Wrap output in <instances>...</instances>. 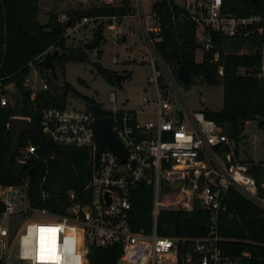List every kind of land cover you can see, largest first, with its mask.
<instances>
[{
	"label": "built area",
	"instance_id": "2783aa9c",
	"mask_svg": "<svg viewBox=\"0 0 264 264\" xmlns=\"http://www.w3.org/2000/svg\"><path fill=\"white\" fill-rule=\"evenodd\" d=\"M222 3L223 0H184L182 3L197 23L196 36L201 49L206 51L214 47L209 29L227 35L237 32L261 35V63L256 76L264 81V12L239 15L224 10ZM135 4L152 70L149 84L153 97L143 96L140 107L144 111L147 106H153L155 118L141 122L131 110H110L111 114L107 116L111 118L114 135L127 152L126 160L121 164L119 156L110 148L97 152L93 123L98 116L93 110L68 106L42 110L34 133L39 132L48 143L56 146L86 149L88 177L79 194L73 189L67 191L63 215L31 205L29 178L17 185L0 184L1 219L35 214L26 219L17 232L15 257L19 261L26 264H87L89 245L93 242L99 246L118 244L121 247L119 264H241L243 259L251 258L250 252L240 256L224 252L221 242L228 239L219 234L218 216L226 210L224 198L229 188L264 211V180L259 184L251 172V167L259 165L264 173V162L239 158L238 147L246 152L240 141L248 144L250 150L255 136L247 138L241 132L235 142L202 110L187 108L173 67L162 58L154 43L159 38L157 16L154 11L145 9L143 0H135ZM96 17L83 16L68 27L75 28ZM118 17V14L108 15L112 19L109 27L115 35L121 32L117 26ZM213 59H218V51ZM222 71L220 65L218 72ZM40 80L41 89H47V79L40 77ZM24 84L33 98L35 85L30 84L28 76ZM9 87L11 85L4 87L5 92L0 88V119L1 110L12 106L8 98ZM175 94L180 97L182 107H173ZM114 98L111 93V100ZM26 118L30 120V117ZM1 136L0 122V144ZM32 157L40 158L41 155L38 146L28 142L19 146V156L14 158L23 164ZM121 165L124 170L119 169ZM161 182L170 189L167 194L170 193L172 200L167 203L162 200ZM175 183H178L177 188H174ZM141 184L150 186L153 191L150 232L135 231L128 222L131 192ZM47 194L43 189L42 196ZM195 206L209 214L202 236L185 238L157 232V217L161 210H192ZM41 228L56 230L46 232L45 236L49 248L54 237L55 255L59 259L39 258ZM8 233L9 228L0 224L3 246V238ZM258 244L264 246V242ZM256 259L264 264V255Z\"/></svg>",
	"mask_w": 264,
	"mask_h": 264
},
{
	"label": "trees",
	"instance_id": "16d2710c",
	"mask_svg": "<svg viewBox=\"0 0 264 264\" xmlns=\"http://www.w3.org/2000/svg\"><path fill=\"white\" fill-rule=\"evenodd\" d=\"M122 2V5L104 3L87 9L70 8L65 20H59L55 13H50L47 21L42 22L39 18L40 0H0V88L5 92L4 87L11 85L8 92L14 102L1 110L0 184L17 185L29 178V199L34 207L46 208L56 215L65 214L67 191L73 189L78 194L82 191L88 177V166L86 149L56 146L48 143L39 132L28 130L22 132L20 146L32 142L38 146L41 157H32L23 164L18 163L16 158H9L8 120L13 116H28L38 127L42 110L51 106H66L68 92L74 90L67 84L61 90L52 85L36 92L31 98V91L24 84L31 64L37 66L44 78L50 79V72L40 59L50 46H54L58 53L53 62L56 69H63L71 48L64 35L66 28L83 16L126 14L130 9L129 0ZM222 8L239 15L264 12V0H223ZM145 9L154 11L157 16L159 38L154 43L175 73L178 66L185 65L191 85L196 79L209 85H222V108L218 111L204 109L205 116L213 119L235 142L240 138L245 120L258 117L262 127L264 81L256 76L261 63L262 36L242 32L227 35L209 29L214 47L204 51L196 36L197 23L184 4L176 0H150L149 7ZM93 37L96 38V45L103 38L102 22L97 25ZM243 44L249 46L247 51H240ZM198 50H201L199 60L196 58ZM216 51L218 59L214 60ZM220 65L222 73L218 72ZM97 69L105 79L115 82L117 71L110 74L100 64ZM80 98L85 108L93 110L96 116L111 114L94 99ZM31 169L34 175L30 174ZM251 172L261 184L264 180L263 168L255 165L251 167ZM43 189L48 193L45 197L42 196ZM152 197V188L145 184L131 192L128 222L133 230L151 231ZM224 204L226 210L218 216L219 234L228 239L221 242L224 252L233 256L250 252L251 258L243 259L241 264H261L256 258L264 255V246L258 244L264 242V231L258 229L249 217L264 216V211L233 188L227 189ZM208 218L207 210L198 206L192 210H161L157 217V232L185 238L202 236L207 229ZM120 255L118 244L99 246L93 242L89 245L87 264H119ZM0 264L7 263L0 258Z\"/></svg>",
	"mask_w": 264,
	"mask_h": 264
},
{
	"label": "rangeland",
	"instance_id": "374dc122",
	"mask_svg": "<svg viewBox=\"0 0 264 264\" xmlns=\"http://www.w3.org/2000/svg\"><path fill=\"white\" fill-rule=\"evenodd\" d=\"M149 1L143 0L145 8L149 7ZM176 1L184 3V0ZM104 3L123 4L122 0H40L39 18L45 22L50 13H55L59 20H65L67 10L70 8L87 9ZM129 7L128 13L118 17L117 26L121 28L118 35H115L113 28L109 27V22L112 19L108 18V15H99L80 23L75 28L74 26L66 28L64 35L67 44L70 47L80 49L84 42L93 37L97 25L101 22L103 24V38L97 45L95 43L91 49L86 51L87 57L85 59L67 58L63 63V69H56L57 78H52L50 74L51 78L47 79L48 88L56 85L61 90L67 84L74 89L68 92L66 106L84 108L85 104L80 97L86 96L99 102L104 110H131L141 122L155 118L152 112L153 106H147L144 111L140 107L143 96L153 97L152 87L149 84L152 70L135 0H129ZM54 49V46H50L47 50L53 51ZM239 49L240 51H247L249 46L243 44ZM113 58L116 60L114 61ZM196 58H201V50L197 51ZM99 64L109 71L127 74V77L121 80L120 85L108 81L98 71L97 65ZM40 77L44 78L37 66L32 64L28 78L30 84L35 85V89L32 90L35 93L41 90ZM145 87H147L146 91L144 90ZM179 87L180 95L190 110H199L197 108L201 106L200 100L202 99L213 108H218L221 104L223 96L221 84L209 85L196 79L188 89ZM77 93L81 96L79 97ZM111 93L115 95L114 100H111ZM8 98L10 104L13 105L11 93L8 94ZM173 107H182L181 99L177 94L174 96ZM242 133L247 138L254 135L255 140L251 142L249 152H243L238 147L239 158L264 162V129L258 125V121L250 119L244 123ZM160 187L163 202L171 201L170 193L167 194L170 189L166 188L163 182H161ZM30 216H35V214L0 218V224L9 228L8 236L3 238L4 246L2 242L0 245V258L7 264H26L15 257L16 235L24 221Z\"/></svg>",
	"mask_w": 264,
	"mask_h": 264
},
{
	"label": "water",
	"instance_id": "95a60500",
	"mask_svg": "<svg viewBox=\"0 0 264 264\" xmlns=\"http://www.w3.org/2000/svg\"><path fill=\"white\" fill-rule=\"evenodd\" d=\"M95 43H96V38L93 37L90 40L84 42L82 44V48L80 49L74 47L69 48L68 58L85 59L87 57L86 51L91 49ZM199 45H201L200 41H199ZM57 53H58L57 48H55L53 51L46 50L43 54V57L40 59L42 65L49 70L51 77L54 79L57 78V73H56V66L53 62V58L57 55ZM109 73L111 74L112 71H109ZM126 77L127 74L119 72L115 76V82L118 83V85H120L121 80ZM176 79L184 89L190 88L191 81L189 79L188 71L185 65L178 66L176 70ZM255 119L257 120L258 117H256ZM7 128L9 129L10 132V141H11L9 158H14L16 156H19L20 136L22 132L28 130L34 133L36 131V127L25 116L23 117L13 116L8 120ZM263 128H264V123H263ZM93 131L97 145V152H100L103 148L108 147L119 156L121 164L124 163L127 157V152L120 143V141L117 140V138L114 135V132L112 130L111 118L108 116L96 117L93 123ZM240 142L246 147V152H249L250 146L246 144L244 141H240ZM119 169L124 170V166L121 165ZM30 174L34 175L32 169L30 170ZM177 187H178V183H175L174 188ZM249 220L258 229L264 231V216L253 215L249 217Z\"/></svg>",
	"mask_w": 264,
	"mask_h": 264
},
{
	"label": "snow or ice",
	"instance_id": "6c2138e0",
	"mask_svg": "<svg viewBox=\"0 0 264 264\" xmlns=\"http://www.w3.org/2000/svg\"><path fill=\"white\" fill-rule=\"evenodd\" d=\"M40 259L41 260H48V259H52V260H57L59 259L56 255H55V246H54V237H53V241H52V245L49 248L48 244H47V238L45 236L46 232H52L54 233L56 230L55 229H44L41 228L40 230Z\"/></svg>",
	"mask_w": 264,
	"mask_h": 264
},
{
	"label": "crops",
	"instance_id": "0c3cea01",
	"mask_svg": "<svg viewBox=\"0 0 264 264\" xmlns=\"http://www.w3.org/2000/svg\"><path fill=\"white\" fill-rule=\"evenodd\" d=\"M197 60H199L198 58H197ZM222 95H223V90H222ZM32 96H33V94H32ZM31 96V97H32ZM222 100H223V96H222V99H221V104H220V106L217 108H213L212 106H210V105H207V103L202 99V100H200V102H201V106H199L197 109H199V110H204V109H209V110H212V111H218V110H220L221 108H222V106H223V103H222Z\"/></svg>",
	"mask_w": 264,
	"mask_h": 264
},
{
	"label": "bare ground",
	"instance_id": "6f19581e",
	"mask_svg": "<svg viewBox=\"0 0 264 264\" xmlns=\"http://www.w3.org/2000/svg\"><path fill=\"white\" fill-rule=\"evenodd\" d=\"M40 239V238H39ZM51 244H52V242H51ZM50 245V244H49Z\"/></svg>",
	"mask_w": 264,
	"mask_h": 264
},
{
	"label": "flooded vegetation",
	"instance_id": "af4514ba",
	"mask_svg": "<svg viewBox=\"0 0 264 264\" xmlns=\"http://www.w3.org/2000/svg\"><path fill=\"white\" fill-rule=\"evenodd\" d=\"M118 73V72H117Z\"/></svg>",
	"mask_w": 264,
	"mask_h": 264
}]
</instances>
